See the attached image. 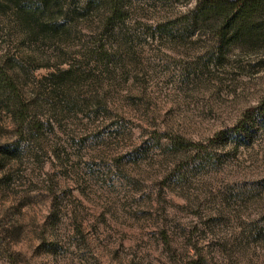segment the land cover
I'll return each instance as SVG.
<instances>
[{
  "label": "rangeland",
  "instance_id": "1",
  "mask_svg": "<svg viewBox=\"0 0 264 264\" xmlns=\"http://www.w3.org/2000/svg\"><path fill=\"white\" fill-rule=\"evenodd\" d=\"M3 1L0 58L44 126L20 138L0 106V148L20 141L0 152V264H264V49L183 38L172 21L197 0H127L108 27L74 14L84 0L32 22ZM100 44V83L42 96Z\"/></svg>",
  "mask_w": 264,
  "mask_h": 264
},
{
  "label": "trees",
  "instance_id": "2",
  "mask_svg": "<svg viewBox=\"0 0 264 264\" xmlns=\"http://www.w3.org/2000/svg\"><path fill=\"white\" fill-rule=\"evenodd\" d=\"M14 3L17 12L29 22L37 21L38 12L44 13L51 5L61 7L69 1L73 5L79 0H10ZM5 1L0 0V7H5ZM127 0H84L81 8L75 9L74 14L82 16H99L105 21L106 26H111L117 21L125 19ZM67 5V6H69ZM70 7V6H69ZM69 13L63 16L58 22H44L41 29L51 31L67 30L69 28ZM172 23L176 26L179 23L181 36L192 37L195 34L208 35L213 44H216L223 56L232 46H239L243 49L262 50L264 49V0H197L196 6L183 14L181 19ZM74 27V26H73ZM100 48L90 52L89 60L84 64L78 62L70 63L67 68L60 66L50 72L42 80V96H51L61 101L67 97H74L80 94V88L86 82L100 83L95 75V67H106L112 62V57L105 49L104 44ZM0 58V106L6 104L7 110L11 113L18 124V135L20 138L39 139L44 122L37 120L35 112L30 111L33 103L24 97L19 89L17 81L7 67L8 61ZM94 62V66L91 64ZM44 82L46 84L44 85ZM43 88H48L43 89ZM39 98L40 94H36ZM51 126V124H49ZM20 141L0 148L4 156L17 155ZM190 143L177 137L171 143L175 153L183 150Z\"/></svg>",
  "mask_w": 264,
  "mask_h": 264
}]
</instances>
